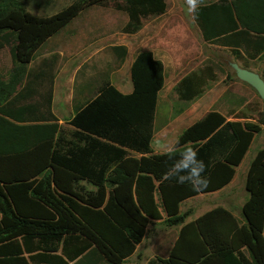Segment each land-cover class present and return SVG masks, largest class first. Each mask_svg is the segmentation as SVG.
Masks as SVG:
<instances>
[{"label": "trees", "instance_id": "obj_1", "mask_svg": "<svg viewBox=\"0 0 264 264\" xmlns=\"http://www.w3.org/2000/svg\"><path fill=\"white\" fill-rule=\"evenodd\" d=\"M27 1L0 0V49L7 48L13 63L6 83L0 81V264H98L96 254L122 264L148 222L161 220L163 213L166 227L180 229L167 257L147 264H264V147L249 163L241 220L221 207L189 222L191 212L178 211L185 200L231 182L264 127V110L256 123L244 124L208 112L178 136L171 150L154 154L164 67L152 52L139 51L129 67L131 91L123 94L103 82L67 119L72 130L66 135L50 111V97L44 110L37 96L29 100L33 90L27 84L34 78L27 79L33 75L27 66L47 38L104 0H75L49 17L31 14ZM183 1L192 8L204 42L219 40L237 60L242 47L248 60L264 61V0ZM49 2L32 0L38 6ZM113 7L127 15L123 31L134 34L146 18L164 14L166 3L120 0ZM114 50L122 60L125 48ZM214 80L209 68L186 75L177 95L193 102ZM204 176L207 187L193 191ZM79 181L95 191L79 193Z\"/></svg>", "mask_w": 264, "mask_h": 264}, {"label": "rangeland", "instance_id": "obj_2", "mask_svg": "<svg viewBox=\"0 0 264 264\" xmlns=\"http://www.w3.org/2000/svg\"><path fill=\"white\" fill-rule=\"evenodd\" d=\"M73 1L50 0L48 4L41 3L38 6L29 0L26 8L33 15L49 17ZM116 1L120 0L99 1L86 7L66 27L47 38L27 66L29 73L34 76V84L39 87L36 91L40 108H47V99L50 97V111L66 135L72 130L66 123L67 119L78 105H83L96 95L103 82L108 81L119 88L129 87L131 90L130 63L139 51L148 50L150 46L159 52L164 67V85L158 94L151 142L154 154L171 150L187 127L211 111L222 114L227 121L241 124L257 122L258 113L264 110V99H260L251 87L235 77L230 63L239 62L242 67L247 64V69H252L264 78L263 60H248L242 47L243 57L237 60L233 51L221 46L219 40L213 43L194 41L181 29L182 19L188 22L189 15H192V8L183 0H165L164 14L146 18L139 31L127 34L123 29L128 18L124 12L113 7ZM207 1L210 0H198V3ZM191 24L194 26L195 23L192 21ZM150 30H155L152 36L148 35ZM193 31L197 36L196 28ZM115 47L125 48L122 60ZM12 66L8 50L3 47L0 49V74L7 76ZM204 68L211 70L215 80L209 82L204 92L193 102L180 100L176 92L179 81ZM263 147L264 127L254 135L241 163L235 168L232 181L224 191L200 194L181 203L178 209L180 213L191 212L185 222L214 206L225 208V204L233 216L241 220L240 203L243 204L248 197L244 183L249 163ZM133 156L139 157L136 154ZM77 191L85 194L95 191V188L85 181H79ZM164 218L163 213L161 220L148 222L140 243L122 264H147L152 259L167 257L180 226L166 227ZM96 255H93V259L98 264H110L100 254Z\"/></svg>", "mask_w": 264, "mask_h": 264}, {"label": "crops", "instance_id": "obj_3", "mask_svg": "<svg viewBox=\"0 0 264 264\" xmlns=\"http://www.w3.org/2000/svg\"><path fill=\"white\" fill-rule=\"evenodd\" d=\"M182 19V18H181ZM193 21V18H192V15H189V21L188 22H186V21H184L183 19H182V22H183V27L181 28L182 30H183V32H185L186 33V35H189L194 41H201V40H203L202 39V36H201V32H200V30L198 29V27L194 24V26L191 24V22ZM187 23V24H186ZM159 24V26H160V23H158ZM192 25V26H191ZM152 28H154V26H152ZM193 28H196V31H197V36L194 34V31H193ZM155 30H150L149 31V34L148 35H150V36H152L151 35V33L152 32H154ZM191 46V45H190ZM151 48L150 49H148V50H146V51H150V52H152L153 53V55H154V57L156 58V59H158V60H160L161 62H162V60H161V56L159 55V52H157V51H155V47H153V46H150ZM132 62V61H131ZM237 65L239 66V67H241V68H243L241 65H240V63L239 62H237ZM247 70H249V69H247ZM252 70V69H251ZM251 70H249V71H251ZM253 72V71H252ZM259 75V74H258ZM260 76V75H259ZM8 77H9V74L6 76L5 74H0V81L1 82H3V83H6V81L8 80ZM34 78V76L33 75H28V77H27V79L29 80H32ZM24 85H25V83H24ZM27 86H28V88H30L31 90H33V92H31L29 95H33V96H31V98L29 99V100H31L32 99V97H36L37 96V93H35V92H37L36 90L39 88V87H37L34 83H29V84H27ZM27 86H26V88H27ZM121 93H123V94H127V93H124V92H127L128 90H130L129 89V87H127V88H119V87H117L116 85H114ZM132 87V86H131ZM132 89V88H131ZM131 91V90H130ZM129 93V92H128ZM232 181V180H231ZM230 184V183H229ZM228 185V184H227ZM227 185L225 186V187H223L222 189H220V190H218V192H220V191H224V189L227 187ZM245 200V199H244ZM243 200V201H244ZM241 205H242V203H240ZM241 205H240V207H241ZM213 208H216V206H214ZM213 208H211V209H213ZM221 208H223V207H221ZM211 209H209V210H211ZM223 209H225V210H227V211H230V212H232L231 211V209H228V205L227 204H225V208H223ZM209 210H207V211H209ZM206 212V211H205ZM204 213V212H203ZM262 235H263V238H264V223H263V229H262Z\"/></svg>", "mask_w": 264, "mask_h": 264}, {"label": "water", "instance_id": "obj_4", "mask_svg": "<svg viewBox=\"0 0 264 264\" xmlns=\"http://www.w3.org/2000/svg\"><path fill=\"white\" fill-rule=\"evenodd\" d=\"M230 67L239 81L251 87L260 99H264V81L257 73L243 69L236 63H230Z\"/></svg>", "mask_w": 264, "mask_h": 264}, {"label": "clouds", "instance_id": "obj_5", "mask_svg": "<svg viewBox=\"0 0 264 264\" xmlns=\"http://www.w3.org/2000/svg\"><path fill=\"white\" fill-rule=\"evenodd\" d=\"M189 3L190 4H195V0H189ZM191 14H192V10H191ZM193 18V17H192ZM193 22H194V20H193ZM195 23V22H194ZM196 25V24H195ZM199 29V28H198ZM144 51H146V50H144ZM131 64V63H130ZM237 64V63H236ZM130 67V66H129ZM231 68V67H230ZM243 69H247V68H243ZM235 75V74H234ZM130 76V75H129ZM236 77V76H235ZM200 172L201 173H204L205 172V166L202 164V166H201V168H200ZM178 179V182L179 183H181V184H183V183H185V180H184V178L183 177H179V178H177ZM207 183H208V180H207V178H206V176H204V178H203V180L201 181V185H200V187L199 188H192V190L193 191H199V190H202V189H204V188H206L207 187ZM247 199V198H246ZM245 199V200H246ZM244 203V202H243ZM242 206V205H241ZM241 208V207H240Z\"/></svg>", "mask_w": 264, "mask_h": 264}]
</instances>
